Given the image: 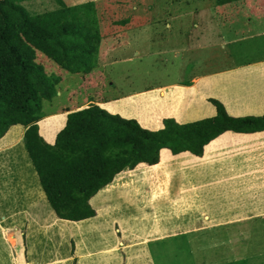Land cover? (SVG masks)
Instances as JSON below:
<instances>
[{"label": "crops", "instance_id": "crops-1", "mask_svg": "<svg viewBox=\"0 0 264 264\" xmlns=\"http://www.w3.org/2000/svg\"><path fill=\"white\" fill-rule=\"evenodd\" d=\"M220 7H229L221 13L229 37L227 66L212 69L216 61H208L205 67L209 69L193 74L189 80L115 96L110 93L113 82L108 80L107 71L95 72L98 67L103 69L115 63L111 59L116 41L113 43L108 37L104 40L106 49H100L91 72L70 74L82 81L93 78L98 96L77 101L78 89L64 92L66 88L59 87L61 80L53 104L61 106H46L37 123L39 135L53 145L65 125L67 113L90 103L110 114L134 119L152 131L161 129L166 118L184 124L213 117L215 108L207 101L209 98L218 100L231 117L264 115V0H241ZM172 12L173 15L148 17L151 26L164 25L165 29L155 35L168 39L170 44L177 40L168 35V21L179 17L177 11ZM125 32L130 34L129 30ZM194 45V50L201 49L199 43ZM194 52L192 63L199 67L201 61ZM132 56L137 57L138 53ZM72 99L76 102L63 104ZM24 132L23 126L15 125L0 139V254L4 253V257L0 255V264H72L74 258L75 264H158L150 247L175 236V232L167 234L154 229L123 241L118 229L114 198L119 203L126 202L124 189L134 176L144 181L148 191L144 201L139 200L144 212L203 213L205 228L264 217V131L224 132L204 147L201 157L188 152L172 155L163 149L156 165H138L116 175L111 184L90 199L96 215L79 222L58 219L50 208L25 150ZM217 197H226L228 201L217 206ZM216 206L226 213L224 221L212 214ZM108 223L112 228L101 227ZM105 234L107 241L102 239Z\"/></svg>", "mask_w": 264, "mask_h": 264}, {"label": "trees", "instance_id": "trees-1", "mask_svg": "<svg viewBox=\"0 0 264 264\" xmlns=\"http://www.w3.org/2000/svg\"><path fill=\"white\" fill-rule=\"evenodd\" d=\"M28 1L0 0V139L12 126L25 128V150L58 219L79 222L94 217L91 198L116 175L138 165H156L163 149L172 155L188 152L201 157L204 147L224 132L264 131V115L231 117L211 98L207 101L215 108L213 117L184 124L166 118L154 131L90 103L68 111L54 144H47L37 123L46 106L54 104L61 77L46 73L36 63V52L69 74H88L103 39L101 15L94 1L68 6L52 0L54 9L36 14L22 5ZM238 1L214 0V4Z\"/></svg>", "mask_w": 264, "mask_h": 264}, {"label": "rangeland", "instance_id": "rangeland-1", "mask_svg": "<svg viewBox=\"0 0 264 264\" xmlns=\"http://www.w3.org/2000/svg\"><path fill=\"white\" fill-rule=\"evenodd\" d=\"M63 1L68 6L88 1L95 2L97 14L101 15L100 30L103 35V42L101 40V48L99 46L98 52L100 49H106L104 40L108 37L113 43L116 41L113 59H111V62L115 63L106 65L103 69L98 67L95 72L97 74L100 70L107 71L108 80L113 82L112 85L107 82V85H110V93L115 96L132 94L174 81L189 80L193 74L208 70L209 67H205L208 61H216L217 65L211 67L212 69H221L229 64L227 57L229 50L226 46L229 37L221 15L222 11L229 7L224 9V7L215 6L214 0ZM22 5L30 14L55 8L52 0H31L23 2ZM212 6L213 8H208ZM172 11H177L176 14L179 17L168 21L170 23L168 35L173 41L177 40L170 44L168 39L162 40L155 35L160 29H165L164 25L151 26L149 23L152 20H148V17L158 18L163 16L162 13L173 15ZM118 21L120 23L115 24ZM126 30L130 31L129 35L125 32ZM117 33L120 34L113 36ZM195 42L201 45L200 50H194ZM192 51H195L194 56L201 61L199 67H195L192 63ZM135 53H138L137 57L132 56ZM128 58H132L131 61H123ZM98 59L97 54L95 64ZM35 60L44 67L46 73L61 77L62 82L59 87L66 88L63 89L64 92L70 88L78 89L80 95L77 101L84 100L88 96L94 98L98 96V89L94 88L93 78L85 81L77 76L71 78L68 72L40 52H36ZM69 102L76 101L66 100L63 104H70ZM59 106L61 105L57 103L55 108ZM129 185L124 189L126 202L119 203L120 200L114 198L118 229L122 231V240H128L134 234L154 229L162 230L167 234L172 232L176 234L150 247L154 252L156 263L264 264V217L233 224L221 223L215 227L205 228L206 220L203 219V213L172 210L149 211L150 213L141 211V203L148 193L144 181L134 176L129 181ZM243 200L245 201L244 197ZM227 201L226 197L216 199L217 206ZM217 206L212 214L220 221H224L226 213ZM101 227L112 228L109 223ZM102 239L107 241L109 238L105 234ZM0 255L4 257V253Z\"/></svg>", "mask_w": 264, "mask_h": 264}]
</instances>
